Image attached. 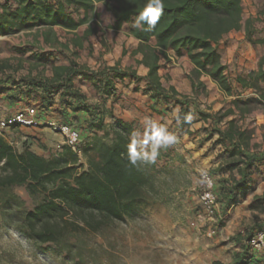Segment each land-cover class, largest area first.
Instances as JSON below:
<instances>
[{
	"label": "trees",
	"instance_id": "obj_1",
	"mask_svg": "<svg viewBox=\"0 0 264 264\" xmlns=\"http://www.w3.org/2000/svg\"><path fill=\"white\" fill-rule=\"evenodd\" d=\"M94 1L0 0V43L3 37L32 34V40L12 46L19 56L16 66L11 58L0 61V116L13 113L7 104L16 110L32 105L38 119L36 126L12 123L0 130V225L18 232L58 264H82L84 234L134 218L157 198L164 167L160 163L166 165L173 157L176 138L186 135L197 147L207 145L205 156L213 154L207 171L214 180L217 213L245 200L259 178L264 180V151L253 140V126L244 123L251 112L264 107V55L245 72L235 64L225 65L219 46L230 31H242L251 45L263 44L264 24L257 23L261 15L244 17L242 0H163L156 25L145 24L141 30L133 24L147 0H99L111 15L107 26L118 30L125 25L138 40L133 54L140 58L135 61L147 68L140 74L132 65L108 64L100 52L96 67L76 60L79 49L91 51L89 37L98 30ZM56 27L70 36L61 40ZM169 51L187 56L192 64L185 75L191 95L164 83L159 69L163 59L169 61ZM22 60L32 67L47 66L50 74L33 73L31 67L19 73ZM201 75L229 96L214 111L199 97L206 87ZM248 89L252 93L245 95ZM137 101L144 122L122 116L135 109ZM49 122L79 130L75 150L65 142L48 146L41 137L45 127L61 134ZM153 125L175 139L167 145L156 143L149 135ZM16 133L17 138H7ZM142 136L146 141L140 143ZM134 140L135 163L128 154ZM153 152L155 158L150 159ZM247 207L263 211L264 191L254 194ZM263 229L264 220H257L233 234L231 261L214 259L211 264H264V246L249 244Z\"/></svg>",
	"mask_w": 264,
	"mask_h": 264
},
{
	"label": "rangeland",
	"instance_id": "obj_2",
	"mask_svg": "<svg viewBox=\"0 0 264 264\" xmlns=\"http://www.w3.org/2000/svg\"><path fill=\"white\" fill-rule=\"evenodd\" d=\"M94 4L99 17L94 19L98 30L89 37L92 49L91 51L86 47L79 49L76 60L90 67H96L98 64L96 58L100 52L102 59L109 61L110 64L118 61L121 67L132 65L137 70L141 68L142 64H137L135 61L140 58V54H133L138 40L129 34L125 25L118 30L109 28L107 25L111 22L110 13L105 9L102 1L96 0ZM242 5L244 17L261 15L257 23L264 24V0H244ZM83 28L84 25L77 32L80 33ZM56 30L61 40H66L70 36L62 28L56 27ZM235 32L232 31V33ZM242 35L243 32L240 31L238 40L234 35L229 34L222 40L220 51L225 65H231V63L236 65L240 55L239 49L248 57L251 54L256 55L257 60L258 54L264 52V44L251 45L243 39ZM1 39L0 61L2 58H11L12 64L17 65L19 56L12 46L23 45L25 40H32V34L19 33ZM233 39L237 42H233ZM232 43L237 46L231 47ZM51 48L53 49V47L45 46V49ZM123 48L126 50L124 54ZM162 62L160 75L166 84L169 83V66L172 65L183 72H189L192 67L191 63L187 66L185 62L177 65V60L169 62L163 59ZM29 68L33 73L43 71L44 74H50L47 66L43 67L39 64L32 67L25 60H22V66L18 67V72L25 73ZM238 70L248 71L245 67ZM180 71L177 72V76ZM213 83L208 79V85L204 90H200L199 97L204 106H210L214 111L224 104L228 97ZM136 109L139 107L137 106ZM260 113H264V107L251 112L244 119V123L253 126L254 132L264 138V124L256 127L258 124L255 122ZM42 132L41 137L49 147L56 148L57 144L64 142L62 134L50 127H45ZM14 135H7V138L19 136L18 133ZM139 139L140 143H143V140L146 141L145 136ZM176 139L172 147L174 148L173 157L166 165L160 163L164 167L159 173L157 198L134 218L115 221L110 227L97 234L91 232L84 234L81 245L86 261L82 264H91L92 261H96L97 264H211L214 259L229 262L235 250L231 236L245 230L257 220H264V210L248 208L250 201L245 199L226 213L220 211L218 214L223 223L219 224L220 220L218 224L216 222L215 233L208 235V222L203 223L198 216L200 206L197 182L201 172L208 170L207 166L213 154L205 156L204 151L207 145L197 147L196 143L186 139V135ZM38 150L41 151V149ZM17 190L24 194L22 188ZM256 216L259 219H256ZM0 264L58 263L48 255L37 251L15 230H7L0 225Z\"/></svg>",
	"mask_w": 264,
	"mask_h": 264
},
{
	"label": "built area",
	"instance_id": "obj_3",
	"mask_svg": "<svg viewBox=\"0 0 264 264\" xmlns=\"http://www.w3.org/2000/svg\"><path fill=\"white\" fill-rule=\"evenodd\" d=\"M244 0H242L243 3ZM36 108L32 105H25L6 118L0 116V130L9 127L12 123H18L22 126H36L38 119L36 117ZM54 125L61 134L64 136V142L70 145L74 150L80 140L79 130L68 124H55ZM75 135V139L72 136ZM78 153L80 151L78 150ZM198 200L200 206L199 218L203 223L208 222V235L215 233V224L218 221V204L214 192V180L208 171H203L197 182ZM250 246L255 249H261L264 246V229L258 231L255 236L249 240Z\"/></svg>",
	"mask_w": 264,
	"mask_h": 264
},
{
	"label": "crops",
	"instance_id": "obj_4",
	"mask_svg": "<svg viewBox=\"0 0 264 264\" xmlns=\"http://www.w3.org/2000/svg\"><path fill=\"white\" fill-rule=\"evenodd\" d=\"M111 21H112V19H111ZM123 27H124V25H123ZM237 32L239 33L240 31H236L235 33H232V31H230L228 34L229 35H232V36L234 35L236 37V40H238V37L239 36H238V33ZM228 34H226V35H228ZM242 37H243V35H242ZM236 40L233 39V42H237ZM221 45L222 44H219L220 47H221ZM236 46H237V44L236 45H234V43L231 44V47H236ZM238 51H239L238 53L240 55L238 57V60H236L237 68L238 69H241V68L245 67V69H248V70L255 68V66H256V60H257L256 55L251 54V56L248 57L245 54V52H241L240 49ZM252 55H253V57H252ZM261 55H264V52L263 53L261 52V53L258 54L259 57ZM169 57H170L169 62H174L175 60H177V62H178L177 65H179L181 63L183 64L184 62H185V64L187 66L190 65V61L187 58V56H185V55H182L180 57H176V56H174V54L172 52L169 51ZM103 58L105 59L106 57L103 55ZM107 63L110 64L109 61H107ZM233 65H234V63H231V66H233ZM141 66L142 67L139 68L137 70V72L140 73V74H144L146 72L147 68L145 66H143V65H141ZM160 69H159V73H160ZM168 70H169V75H170L169 81H168L169 83L166 84V82L163 80L164 83L166 85L172 84V85H174V87L178 91H180L182 93H186V94H190L191 95L192 94V92H191V86L189 84V81H188L187 77H185L186 73H188V72H186V71L183 72V70L180 71L176 67H173L172 65L169 66ZM178 71H180L179 76H177V72ZM200 79L205 82L206 87H207V85H208L207 84L208 83V79H210V78L207 77V76H205V75H201ZM251 93H252V91L250 89H248V90L245 91V95H249ZM226 97H229V96H226ZM136 105L140 108V102L137 101L136 102ZM15 107H17V106H14L12 104H9V105L7 104L6 109H7V111L9 110L11 112H14L16 110ZM7 111H5V112L7 113ZM1 113L3 115L5 114L3 112H1ZM155 115L152 116L153 119H155ZM122 116L125 117V118H127V119H133L134 117L137 116V117H139V122H144V120H145L144 118H146V115L145 116L142 115L140 113V111L137 110L136 108H135V111L133 109H129V110H127V112L125 111L124 113H122ZM260 116H258L257 120H255V122L258 124L256 127L262 126L264 124V113H260ZM253 140L258 143L259 149L264 151V138L260 134H257L256 132H254V134H253ZM263 191H264V180H262L261 178H259L258 184H257L255 190L253 192H251L247 196L246 200H249L250 201V199L252 198V196L254 194H261Z\"/></svg>",
	"mask_w": 264,
	"mask_h": 264
},
{
	"label": "clouds",
	"instance_id": "obj_5",
	"mask_svg": "<svg viewBox=\"0 0 264 264\" xmlns=\"http://www.w3.org/2000/svg\"><path fill=\"white\" fill-rule=\"evenodd\" d=\"M163 0H147L146 4L139 12L138 16L136 17L133 26L135 28L143 30L144 25L147 24L149 28H152L158 22V19L163 12ZM150 137L156 141V143H164L165 145L170 144L175 137L167 133L164 128L153 125L152 131L149 133ZM75 135L72 136V139H75ZM128 154L130 160L135 163L136 159L138 158V153L135 147V141H132L128 146ZM155 158V152H153L150 159Z\"/></svg>",
	"mask_w": 264,
	"mask_h": 264
}]
</instances>
